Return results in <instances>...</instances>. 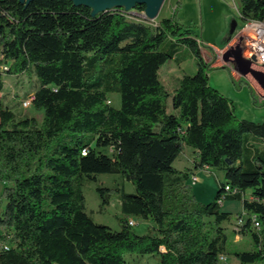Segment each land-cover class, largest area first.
Here are the masks:
<instances>
[{
	"label": "trees",
	"instance_id": "obj_1",
	"mask_svg": "<svg viewBox=\"0 0 264 264\" xmlns=\"http://www.w3.org/2000/svg\"><path fill=\"white\" fill-rule=\"evenodd\" d=\"M92 11L71 0H0V93L4 75L32 69L31 106L43 114L40 123L16 121L0 99V264H129L126 254L158 264H221V255L264 263V122L237 118L209 86L205 45L175 17L152 26L129 20L124 7ZM238 14L264 20V0H238ZM183 48L196 72L169 91L159 69L181 63ZM185 147L193 164L180 171L173 162ZM204 168L224 177L208 203L188 184ZM97 175L133 187L95 188L101 207L118 197L119 230L85 213L82 184ZM230 200L242 213L221 210ZM130 218L151 227L139 235ZM232 220L230 236L247 237L250 250H227Z\"/></svg>",
	"mask_w": 264,
	"mask_h": 264
},
{
	"label": "rangeland",
	"instance_id": "obj_2",
	"mask_svg": "<svg viewBox=\"0 0 264 264\" xmlns=\"http://www.w3.org/2000/svg\"><path fill=\"white\" fill-rule=\"evenodd\" d=\"M127 17L131 21L152 26L157 25L162 18L175 17L180 24L188 27L193 35L202 41L205 45L203 49L205 61H210L211 65H215L208 71L209 86L231 102L237 118L254 123L264 122V102H259L260 96L256 92L257 84L249 75L241 76L236 72L234 75L229 67L222 64L223 55L220 51L225 50V48H221L237 36L243 25L238 14V0H164L154 21L145 18L144 10L140 11L136 7L128 9ZM177 58L181 61L180 66L171 62L159 73L160 82L169 91L177 85V80L183 72L192 75L196 71V64L187 48L179 51ZM36 87L37 81L32 69L22 74L3 76V92L0 98L12 110L16 121L25 117H34L37 123L41 122L43 115L41 110L34 109L33 106L27 108L21 106L22 101L33 93ZM109 100L113 106L118 107V95H110ZM190 157L191 154L185 151L173 162V167L180 171L191 168L193 163H191ZM195 174L197 181L192 183L189 178L188 184L191 186L197 201L208 203L213 199L218 182H224L223 173L218 169L210 168L207 173L202 169V172L198 171ZM195 174H190V177L196 176ZM121 185L124 186L126 192H133L132 185L123 182L117 175H97L95 181L85 180L83 182L85 213L95 223L106 225L113 230H119L118 217L121 215V211L118 197L111 198L109 205L101 207L95 188L97 186L111 188ZM2 188L3 185L0 183V195ZM4 204L5 201L0 196V210L3 209ZM221 210L231 212L235 216L241 210L240 201L224 202ZM130 219L135 222V225L132 226L135 233L141 235L147 231L143 226L144 221L136 218ZM233 223L234 220L227 226L229 239L226 245L229 251L239 249L233 244V236H230ZM241 246L239 251L251 249L247 237L242 238ZM125 259L129 264H158L157 258L151 255L126 254Z\"/></svg>",
	"mask_w": 264,
	"mask_h": 264
},
{
	"label": "water",
	"instance_id": "obj_3",
	"mask_svg": "<svg viewBox=\"0 0 264 264\" xmlns=\"http://www.w3.org/2000/svg\"><path fill=\"white\" fill-rule=\"evenodd\" d=\"M31 0H25L28 3ZM75 5H84L92 8L93 14L110 8L124 7L125 10L136 6H144V17L154 21L164 0H71ZM240 41L229 47L223 54L224 61H230L234 65L236 73L241 76L249 75L257 86L264 92V71L254 70L250 62L242 58Z\"/></svg>",
	"mask_w": 264,
	"mask_h": 264
},
{
	"label": "built area",
	"instance_id": "obj_4",
	"mask_svg": "<svg viewBox=\"0 0 264 264\" xmlns=\"http://www.w3.org/2000/svg\"><path fill=\"white\" fill-rule=\"evenodd\" d=\"M240 41L239 46L242 50V58L250 62V67L254 70L264 71V20L248 19L243 22L240 32L234 39L233 43L225 48V50L220 51L223 55L230 46ZM242 41V42H241ZM222 64L230 68L231 72L235 75V69L233 63L230 61L222 60ZM2 69H5L0 65ZM262 99L264 100V93L262 94ZM34 97L33 94H29L25 100L22 101L21 106L23 108L30 107ZM190 181L195 183L197 181L196 176H191ZM227 190V187L224 188ZM254 226L258 227V223L253 217ZM132 219L128 220L130 226L135 225ZM241 221H238L240 224ZM4 248H7L6 246ZM221 264H225V256L221 255L219 257Z\"/></svg>",
	"mask_w": 264,
	"mask_h": 264
},
{
	"label": "crops",
	"instance_id": "obj_5",
	"mask_svg": "<svg viewBox=\"0 0 264 264\" xmlns=\"http://www.w3.org/2000/svg\"><path fill=\"white\" fill-rule=\"evenodd\" d=\"M238 35V34H237ZM236 38V36L232 39V40H230L228 43H226L227 45L226 46H224L223 48H221V49H224V48H226L228 45H230V44H232V42L234 41V39ZM171 62H174V61H170V62H167V63H165L164 65H162L161 67H160V69H159V73H160V70L162 69V68H164V67H166L167 66V64L168 63H171ZM175 63V62H174ZM177 64V63H176ZM177 65H181V63H179V64H177ZM215 65L213 64V65H211V67L213 68ZM196 72V71H195ZM194 72V73H195ZM193 73V74H194ZM182 74H186L185 72H183ZM160 76V75H159ZM182 75H180V77H181ZM179 77V78H180ZM160 79V78H159ZM177 82H178V80H177ZM162 84V83H161ZM163 85V84H162ZM175 87V86H174ZM172 90V89H171ZM256 92L258 93V95L260 96V98H259V102H264V100L262 99L263 97H262V94L264 93L258 86H256ZM2 93V92H1ZM1 93H0V95H1ZM262 93V94H261ZM1 99V98H0ZM185 151H188V153H190L191 154V157H190V161H191V163L193 162V151H192V149L191 148H189V147H185L184 148V150H183V152L180 154L181 156H182V154L185 152ZM179 155V156H180ZM203 170H205L206 171V173L207 172H209V170H210V168H204ZM198 171H201L202 172V170H195V171H193V173L192 174H195L196 172H198ZM196 175V174H195ZM196 177H197V175H196ZM219 182H221V181H219ZM245 197H249V193H246L245 194ZM224 202H228V201H224ZM224 202L221 204V206H223V204H224ZM241 205V204H240ZM226 212V211H225ZM231 213V212H230ZM239 213H242V208H241V210H240V212ZM143 226H144V228H145V231L149 228V227H151V224H149V223H147V222H143ZM231 229H233V230H235V226L233 225V226H231ZM242 238H243V236H241V235H239V234H234V236L232 237V240H233V244H234V246L235 247H237V248H239V249H237V250H232L231 252H235V251H239L241 248H242V246H241V242H242ZM225 256V264H239L238 262H237V260L232 256V255H224Z\"/></svg>",
	"mask_w": 264,
	"mask_h": 264
}]
</instances>
